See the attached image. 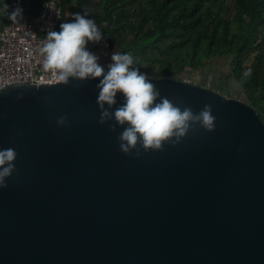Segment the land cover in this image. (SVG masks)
Returning a JSON list of instances; mask_svg holds the SVG:
<instances>
[{"label":"water","instance_id":"1","mask_svg":"<svg viewBox=\"0 0 264 264\" xmlns=\"http://www.w3.org/2000/svg\"><path fill=\"white\" fill-rule=\"evenodd\" d=\"M149 76L181 107L211 105L215 129L136 156L98 123L95 80L0 91V147L17 151L0 187V264H264L261 112Z\"/></svg>","mask_w":264,"mask_h":264},{"label":"trees","instance_id":"2","mask_svg":"<svg viewBox=\"0 0 264 264\" xmlns=\"http://www.w3.org/2000/svg\"><path fill=\"white\" fill-rule=\"evenodd\" d=\"M24 1L35 21L50 0ZM60 5L63 20L87 9L108 47L130 51L154 77L193 73L229 56L245 91L242 99L264 119V0H61Z\"/></svg>","mask_w":264,"mask_h":264},{"label":"clouds","instance_id":"3","mask_svg":"<svg viewBox=\"0 0 264 264\" xmlns=\"http://www.w3.org/2000/svg\"><path fill=\"white\" fill-rule=\"evenodd\" d=\"M9 4H0V10L12 22L23 19V7L17 2L9 11ZM72 19L61 21L59 28L49 25L37 53L45 72L52 73L57 83H68L70 78L95 80L98 123H108L116 135L119 150L139 156L141 150H161L165 143L176 145L190 131L197 128L211 132L216 117L211 105L205 104L199 112L176 104L161 96L148 73L141 70L137 58L130 52L115 48L104 64L101 54L87 45L103 43L107 48L105 32L89 15L87 9L71 13ZM58 126L66 125L65 115L56 117ZM14 147H0V187L16 171Z\"/></svg>","mask_w":264,"mask_h":264},{"label":"built area","instance_id":"4","mask_svg":"<svg viewBox=\"0 0 264 264\" xmlns=\"http://www.w3.org/2000/svg\"><path fill=\"white\" fill-rule=\"evenodd\" d=\"M19 2L23 19L12 22L0 13V91L17 85L57 84L52 73L45 72L37 48L51 24L57 29L64 18L61 0H50L39 17L32 21L24 0H11L9 11Z\"/></svg>","mask_w":264,"mask_h":264},{"label":"rangeland","instance_id":"5","mask_svg":"<svg viewBox=\"0 0 264 264\" xmlns=\"http://www.w3.org/2000/svg\"><path fill=\"white\" fill-rule=\"evenodd\" d=\"M176 78L205 85L222 93L227 91L228 95L239 96V98L244 91L241 85L236 82L231 71L229 56H222L218 59L210 60L204 68L189 74L182 73L177 75Z\"/></svg>","mask_w":264,"mask_h":264},{"label":"crops","instance_id":"6","mask_svg":"<svg viewBox=\"0 0 264 264\" xmlns=\"http://www.w3.org/2000/svg\"><path fill=\"white\" fill-rule=\"evenodd\" d=\"M87 47H88L91 51H93V52H95V53H98V54H101V58H100V63H101V64H104V63L107 62L108 59H109V57H108L107 55H103L102 53H110L111 51H113V50L110 49L109 47L105 48L104 45H103V43H101V44L98 45V44H95V43L90 42V43L87 45ZM240 89H242V88H240ZM224 93L228 94L227 91L224 92ZM234 93H235V92H234ZM236 97H239V96H236ZM242 97H245V91H243L242 96H241L240 98H242Z\"/></svg>","mask_w":264,"mask_h":264},{"label":"flooded vegetation","instance_id":"7","mask_svg":"<svg viewBox=\"0 0 264 264\" xmlns=\"http://www.w3.org/2000/svg\"><path fill=\"white\" fill-rule=\"evenodd\" d=\"M224 93V92H223Z\"/></svg>","mask_w":264,"mask_h":264}]
</instances>
